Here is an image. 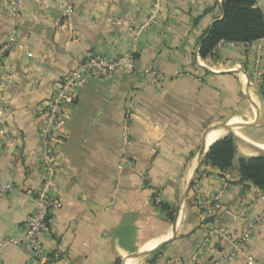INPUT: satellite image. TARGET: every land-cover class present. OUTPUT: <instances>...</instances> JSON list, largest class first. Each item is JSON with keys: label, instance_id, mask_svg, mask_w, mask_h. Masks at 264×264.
Masks as SVG:
<instances>
[{"label": "crops", "instance_id": "obj_1", "mask_svg": "<svg viewBox=\"0 0 264 264\" xmlns=\"http://www.w3.org/2000/svg\"><path fill=\"white\" fill-rule=\"evenodd\" d=\"M20 1L14 12L13 0H0V49L11 35L23 47L0 56V117L8 109L0 182L14 188L0 196V245L22 235L37 206L48 174L40 160L38 110L56 83L95 55L115 58L135 49L136 70L78 86L56 134L60 207L43 238L46 260L6 245L0 264H113L149 240L168 239L175 221L172 240L145 264H246L244 255L264 264V195L241 181L236 164L224 172L201 167L179 201L213 126L244 121L250 129L244 139L264 146V100L257 90L246 106L242 98L257 83L250 73L264 39L220 43L214 58L197 60L196 49L222 17L221 0ZM255 6L264 16V0ZM151 71L162 75L159 84H151ZM237 156L256 155L238 144ZM154 194L172 221L153 204ZM258 218L262 225L252 238L241 251L233 249L245 225Z\"/></svg>", "mask_w": 264, "mask_h": 264}, {"label": "built area", "instance_id": "obj_2", "mask_svg": "<svg viewBox=\"0 0 264 264\" xmlns=\"http://www.w3.org/2000/svg\"><path fill=\"white\" fill-rule=\"evenodd\" d=\"M61 2L63 0H54ZM20 0H13L12 11L17 12L20 9ZM151 22V20H150ZM153 22V21H152ZM23 47L21 43L11 35L8 41L0 49V56L10 50H21ZM198 49L195 51V58L199 60ZM136 50L132 49L129 53L121 56L110 58L105 56H91L82 62L76 69L70 71L61 81L56 83L54 93L51 99L38 110L41 118V126L39 134L42 141V151L40 160L43 167L48 174L43 181L41 191L37 196L36 208L25 218L23 222V233L19 237L5 238L0 245V253L2 247L6 245L21 246L29 251L31 257L38 262H44L46 256L43 247V238L48 232L50 223L52 221L53 211L59 209L60 203L55 199L54 194L57 191L55 183L54 168H55V152L54 147L56 143V134L63 129L65 121L69 119L70 106L75 99V91L78 86L86 79L102 80L107 79L117 71H135V57ZM212 54H215L213 50ZM264 63V47L256 46L254 51V60L251 69V76L254 79H260L263 74ZM184 74L179 71L178 75ZM151 84H159L162 80V75L155 71L149 73ZM134 97H130L128 111L126 115V129L134 113ZM3 101V100H2ZM4 102V101H3ZM1 114V113H0ZM8 114V109L4 108L2 116L0 117V133L4 138L8 134V129L5 125V118ZM12 185L3 184L0 182V196H3L13 190ZM197 207H201L202 202L196 198L194 201ZM263 218H258L255 221H250L242 229L241 234L233 245V249L241 251L253 236L258 227L262 225ZM230 256V255H229ZM245 256L246 264H258L249 255ZM227 258V255L225 256ZM214 264H223L222 260Z\"/></svg>", "mask_w": 264, "mask_h": 264}, {"label": "trees", "instance_id": "obj_3", "mask_svg": "<svg viewBox=\"0 0 264 264\" xmlns=\"http://www.w3.org/2000/svg\"><path fill=\"white\" fill-rule=\"evenodd\" d=\"M221 19L212 24L207 36L202 39L198 56L205 60L214 58L213 50L220 43L246 44L264 39V16L255 6V0H221ZM258 95L264 100L263 74L258 83ZM237 142L228 135L213 143L205 154L202 165L220 171L231 170L236 164L242 182H248L264 195V154L252 157L237 156ZM162 210H169L165 205ZM167 218L172 221V212ZM113 264H119V259Z\"/></svg>", "mask_w": 264, "mask_h": 264}, {"label": "water", "instance_id": "obj_4", "mask_svg": "<svg viewBox=\"0 0 264 264\" xmlns=\"http://www.w3.org/2000/svg\"><path fill=\"white\" fill-rule=\"evenodd\" d=\"M221 127H224L227 131H228V134H230L234 140L237 142V144L239 145H243L245 147H248L249 149L257 152L258 154H264V151L259 149L258 147H256L255 145L249 143L248 141H246L245 139L243 138H240L238 136H236L234 133H232L229 129V127L227 125H220ZM205 154H206V147L204 144L201 145L200 147V150H199V154H198V158H197V164L189 178V180L187 181L184 189H183V192L180 196V204L184 201V199L186 198L187 194H188V191L191 187V184H192V181L193 179L196 177L197 175V172L199 170V167L201 166L203 160H204V157H205ZM179 204V206H180ZM175 229H176V221L173 223V226H172V231H171V234H170V237L162 242L160 245H158L156 248L152 249V250H149V251H145V252H136V253H133L132 255L128 256L127 258L123 259L122 262L120 264H126L127 261H132V260H140L146 256H149L151 254H155L156 252L162 250L167 244H169V242L172 240V238L174 237L175 235Z\"/></svg>", "mask_w": 264, "mask_h": 264}, {"label": "bare ground", "instance_id": "obj_5", "mask_svg": "<svg viewBox=\"0 0 264 264\" xmlns=\"http://www.w3.org/2000/svg\"><path fill=\"white\" fill-rule=\"evenodd\" d=\"M227 126L229 127V129L232 133H234L236 136L244 139V137L240 133L242 126H240V125H227ZM226 133H228V131L224 127L213 126V128H211L208 131L207 135L205 136L206 147L211 146L217 140L222 138ZM258 148L264 151V146H258ZM194 167H195V165H194ZM166 240H167V237H161V238H155V239L149 240V241L140 245L139 252L149 251L150 249L152 250L155 247H157L160 243H162L163 241H166ZM126 264H138V263H137V260H132V261L130 260V261H127Z\"/></svg>", "mask_w": 264, "mask_h": 264}, {"label": "rangeland", "instance_id": "obj_6", "mask_svg": "<svg viewBox=\"0 0 264 264\" xmlns=\"http://www.w3.org/2000/svg\"><path fill=\"white\" fill-rule=\"evenodd\" d=\"M250 76H251V73H250ZM252 77V76H251ZM253 78V77H252ZM254 79V78H253ZM257 80V83H255L254 82V80H252L253 81V84L249 87V91H245L244 92V95H243V99H244V101H245V106L248 104L247 102H248V96L251 94V93H255L256 92V90L258 91V82L260 81V79H256ZM257 84V85H256ZM257 86V87H256ZM234 120V119H233ZM232 120H226L225 122H223V123H219L220 125H227V124H229L230 122H231ZM229 125H240V126H242V129L240 130V133H241V135L242 136H245L244 134H246V133H250V129L248 128V127H246V126H248L246 123H244V121H240V120H238V121H234V122H232V123H230ZM245 126V127H244ZM211 129V128H210ZM228 135H230V134H228V133H226L222 138H224V137H226V136H228ZM222 138H220V139H222ZM239 148H241V149H244V150H248V153H250V154H252V155H258V153L257 152H255V151H253V150H251V149H249L248 147H245V146H243V145H239ZM204 165H202L201 164V166L199 167V169L201 168V167H203ZM198 173V172H197ZM195 179V178H194ZM194 179H193V181H192V184H191V187H190V189H189V191L192 189V186H193V183H194ZM188 191V192H189ZM156 198V199H155ZM152 199H155L154 201H153V204L155 205V206H160V205H162V202H161V200H160V198L156 195V194H154L153 195V198ZM163 250V249H162ZM162 250H160V251H158V252H156L155 254H151V255H149V256H146V257H144V258H142V259H140V260H138L137 261V263L138 264H145V263H149V261H151L153 258H155L156 256H158L160 253H161V251ZM132 255V254H131ZM128 256H130V255H127V256H125L124 258H122V259H120L119 260V264L122 262V260L123 259H125V258H127Z\"/></svg>", "mask_w": 264, "mask_h": 264}]
</instances>
